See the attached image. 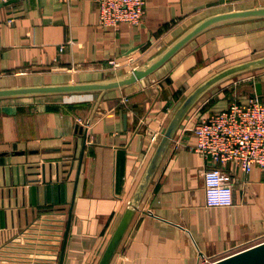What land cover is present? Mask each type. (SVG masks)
Returning <instances> with one entry per match:
<instances>
[{
    "label": "crops",
    "instance_id": "obj_1",
    "mask_svg": "<svg viewBox=\"0 0 264 264\" xmlns=\"http://www.w3.org/2000/svg\"><path fill=\"white\" fill-rule=\"evenodd\" d=\"M258 6L147 0L140 25L111 27L98 0L0 2V87L119 75L208 16ZM263 55L264 17L215 25L152 75L105 93L90 124L99 93L0 99V264H59L71 211L62 264H98L179 104L217 71ZM244 75L184 119L110 264H199L264 239V169L219 164L234 203L210 207L203 171L215 163L190 148L194 125L252 97L251 81L264 98V67Z\"/></svg>",
    "mask_w": 264,
    "mask_h": 264
},
{
    "label": "water",
    "instance_id": "obj_2",
    "mask_svg": "<svg viewBox=\"0 0 264 264\" xmlns=\"http://www.w3.org/2000/svg\"><path fill=\"white\" fill-rule=\"evenodd\" d=\"M6 2H9V0ZM6 2L3 3L5 4ZM259 17H264V6H258L248 9H234L214 14L197 22L162 51L148 59L143 64L138 65L132 70H129L125 73L90 81L0 87V99L73 93H99V98L88 120V124H90L94 117V113L100 103V100L105 93L115 89L125 88L132 84H135L137 81L143 78L152 75L158 68H160L168 60H170L178 51H180L196 36L215 25ZM263 67L264 55L228 66L206 78L183 99V101L179 104L174 114L172 115L163 135L161 136L154 150V153L145 169V172L138 186L136 187L127 205V208L125 209L116 229L114 230L102 256L100 257L98 264H110V262L112 261L119 245L121 244L129 228L133 217L140 208V203L155 173L157 172L168 150V147L170 146L175 134L177 133L178 129L180 128L181 124L190 113V111L207 93H209L220 84L232 79L235 76ZM250 84L255 87V91L251 93V96L261 97L262 83L251 81ZM80 131L84 132V128L81 127ZM71 213L72 211L70 212L68 220L63 250L59 264H62L64 259L65 247L71 221ZM209 264H264V240L254 245L248 246L242 250L219 258Z\"/></svg>",
    "mask_w": 264,
    "mask_h": 264
},
{
    "label": "built area",
    "instance_id": "obj_3",
    "mask_svg": "<svg viewBox=\"0 0 264 264\" xmlns=\"http://www.w3.org/2000/svg\"><path fill=\"white\" fill-rule=\"evenodd\" d=\"M5 1L8 0H0ZM224 1L235 4L238 0ZM98 2L100 23L104 26L116 27L120 23L138 26L145 17L147 0H98ZM112 63L115 66L119 65L117 62ZM249 79L250 76L240 75L229 86L234 89V85L247 82ZM192 130L195 143L190 145V148L215 163V166L203 171L207 205L231 206L234 203L231 176L219 164L235 161L246 173L256 165L264 169V98L255 96L241 100L235 95L227 107L202 118ZM2 230L0 222V231ZM246 247L248 246L214 260L202 258L199 264H209Z\"/></svg>",
    "mask_w": 264,
    "mask_h": 264
},
{
    "label": "rangeland",
    "instance_id": "obj_4",
    "mask_svg": "<svg viewBox=\"0 0 264 264\" xmlns=\"http://www.w3.org/2000/svg\"><path fill=\"white\" fill-rule=\"evenodd\" d=\"M129 68H130V66H129ZM239 76H240V75L235 76V77H233V78L230 79V80H231V81L234 80V79L237 80V79L239 78ZM226 84H227V83H222V84H220L218 87H216L215 89L217 90V89H220V88H224V87H226V86L228 85V84H227V85H226Z\"/></svg>",
    "mask_w": 264,
    "mask_h": 264
}]
</instances>
